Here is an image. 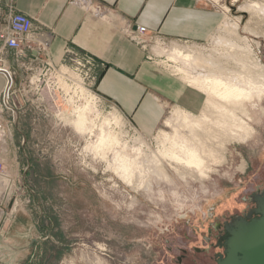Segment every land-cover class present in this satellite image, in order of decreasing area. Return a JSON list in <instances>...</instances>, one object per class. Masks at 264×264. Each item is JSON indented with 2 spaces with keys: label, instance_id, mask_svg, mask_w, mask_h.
<instances>
[{
  "label": "rangeland",
  "instance_id": "374dc122",
  "mask_svg": "<svg viewBox=\"0 0 264 264\" xmlns=\"http://www.w3.org/2000/svg\"><path fill=\"white\" fill-rule=\"evenodd\" d=\"M208 1L224 11L208 42L160 45L169 71L218 76L244 89L228 102L216 97L224 103L218 108L208 105L202 87L191 85L206 98L199 111L185 110L190 119L207 114L200 130L166 126L173 108L184 110L169 106L159 130L145 136L97 94V80L74 86L87 79V70L79 75L73 63L47 60L31 72L20 99L11 96L18 163L6 164L0 176V264H217L228 226L264 197V0ZM117 111L119 123L107 124ZM83 113L87 130L79 131L74 123ZM101 126L121 132L125 150L145 170L131 185L108 164L121 147L111 149L108 160L92 148ZM160 130L174 141L157 139ZM186 139L199 149L203 173L196 166L176 170L167 159L163 172L154 173L153 155L179 150Z\"/></svg>",
  "mask_w": 264,
  "mask_h": 264
},
{
  "label": "crops",
  "instance_id": "0c3cea01",
  "mask_svg": "<svg viewBox=\"0 0 264 264\" xmlns=\"http://www.w3.org/2000/svg\"><path fill=\"white\" fill-rule=\"evenodd\" d=\"M208 0H0V17L11 10L31 16L35 27L51 37L38 60L4 54L2 65L14 72L15 98L20 99L37 66L63 64L68 50L87 55L101 72L95 90L129 118L145 136H153L169 106L199 111L204 92L164 66L167 56L160 45L208 42L224 18V11ZM143 26L145 43L132 37ZM159 43V44H158ZM166 50V49H165ZM154 55V60L149 57ZM29 81V82H28ZM6 78L0 72V112ZM21 92L17 94L16 89ZM14 98V100H15ZM10 118L6 112V119ZM7 141L3 159L17 166L16 143ZM18 222V218L16 220ZM26 246L23 249H27Z\"/></svg>",
  "mask_w": 264,
  "mask_h": 264
},
{
  "label": "bare ground",
  "instance_id": "6f19581e",
  "mask_svg": "<svg viewBox=\"0 0 264 264\" xmlns=\"http://www.w3.org/2000/svg\"><path fill=\"white\" fill-rule=\"evenodd\" d=\"M175 48H177V47H174V49ZM179 49H181V48H179ZM177 52H178V50H177ZM186 52H188V54L184 55L185 52L183 53L182 51H180V55L183 54V57H185L186 59L193 57L192 53L190 54L189 51H186ZM177 55H179V54H177ZM176 69L184 74V76H182V77H184V79L188 83H190V85L197 86V87L200 86V88L202 87L203 90L206 91V94H208V99L206 101L208 103V105H211V106L217 105L218 108H220V107L222 108L223 107L222 105L224 103L221 105H218V102L216 103V101L214 100V99H216V97L217 98L219 97L220 99H223V100H227V102H228L230 99L234 100L235 97L238 98L244 94V89H242L240 85L224 81V80L218 78V76L214 75L215 77H208V75H206L207 76L206 77L203 75V77H202L201 75H199V79H198L197 77L190 76L186 71H184L181 68L178 69V67H177ZM200 77H202L204 79H202V81H201ZM201 83H203V85ZM88 99H90V98H88ZM205 108L206 107H204V109ZM204 109H203V111H204ZM215 109H216V107L214 108V110ZM207 110L205 113H207ZM211 110L213 111V109H211ZM121 116L122 115L119 113V111H117V112L113 113L111 118H108V119L105 118L107 120L106 123L110 124V122H112L111 120H113V121L115 120V122L119 123ZM208 116H210V115H208ZM194 118L195 119H190L189 113L185 110L173 108L172 116H171V118L166 120L165 124H166V126H173L174 122L177 124L179 123V125L189 127L190 130L195 132L196 130H198V129L200 130V128L203 127L202 125L207 120V114H202V116L199 115V116H196ZM75 121L76 122L74 123V125L76 126V128L79 131L87 130L88 118L86 117V115H84V113L80 114L78 119ZM175 130H176V135H177V129L175 128ZM196 134H197V132H196ZM158 138L162 139V140H171L172 139L173 141L175 139L174 137H170L169 133L165 130H160V133H159L157 139ZM136 140L143 142V139L141 137H137ZM186 141H187L188 145H187ZM186 141H185V143L180 144L179 150H175V147H173L166 152L155 153V155H153V162L155 164L154 173L160 174L161 172H163V169H164L163 159H167L169 161V165L171 164L174 167V169H176V170L188 169L189 167L196 166L198 171L200 173H203L205 165H204V160L202 159L201 155L199 154V149H197L195 146L189 144L190 142L187 139H186ZM114 147H121V148L119 149V151L115 150V155H114V158L112 160H108V158H107L108 154L107 153L109 151H111V149H113ZM92 148L94 149V151L96 153L102 154V156L108 160L109 167L112 168L115 173H117V175L120 177L121 180L125 181L129 185H131L133 183V180H134L137 173L141 174L143 171H145V170H143V167L140 165V162L136 161V159H133L131 157V155L125 150L126 145L122 144L121 132H114V130H111L109 128L105 129L103 126H101L100 132L98 135V139L92 145ZM204 151L208 155V153H209L208 151H211V150L205 149V147H204ZM223 158H224V156L221 159H223ZM243 169L244 168L242 167V170ZM178 173H180V172H178ZM193 177H195V176H193ZM200 177H197V179ZM139 181L142 183L143 179H140ZM148 187H149V184H148ZM14 208H15V206H14Z\"/></svg>",
  "mask_w": 264,
  "mask_h": 264
},
{
  "label": "built area",
  "instance_id": "2783aa9c",
  "mask_svg": "<svg viewBox=\"0 0 264 264\" xmlns=\"http://www.w3.org/2000/svg\"><path fill=\"white\" fill-rule=\"evenodd\" d=\"M133 32L135 33H133L132 37L136 41L140 43L146 42L143 37L147 33L145 27L137 26ZM50 41V35L37 29L33 18L27 14L11 10L6 18L0 17V72L6 78L5 89L2 94L3 109L0 112V176H4L3 174H5L6 164L3 159V152L5 151L7 141L13 138L12 128L16 123V110L8 104V100L11 99L14 91V72L2 65L4 54L9 50H13L17 57H26L31 61H36L39 55L47 52ZM80 55L83 54L68 50L63 65L73 63L72 65L76 66L74 71L78 74L87 70V79L76 80L74 82V86L76 85L77 89L85 88V86L92 87L97 80L94 72H96L95 70H97L98 66L93 58L87 55H83V57ZM149 59L154 60V55L149 57ZM166 61H168L167 58ZM79 70H82V72ZM6 110L11 112L10 119H6Z\"/></svg>",
  "mask_w": 264,
  "mask_h": 264
},
{
  "label": "water",
  "instance_id": "95a60500",
  "mask_svg": "<svg viewBox=\"0 0 264 264\" xmlns=\"http://www.w3.org/2000/svg\"><path fill=\"white\" fill-rule=\"evenodd\" d=\"M257 198V209L228 226L226 255L217 264H264V197Z\"/></svg>",
  "mask_w": 264,
  "mask_h": 264
},
{
  "label": "flooded vegetation",
  "instance_id": "af4514ba",
  "mask_svg": "<svg viewBox=\"0 0 264 264\" xmlns=\"http://www.w3.org/2000/svg\"><path fill=\"white\" fill-rule=\"evenodd\" d=\"M253 215H254V214H253ZM226 249H227V246L225 247V253H224V254H220L219 257H218V260H219L222 256L224 257V256L226 255Z\"/></svg>",
  "mask_w": 264,
  "mask_h": 264
}]
</instances>
